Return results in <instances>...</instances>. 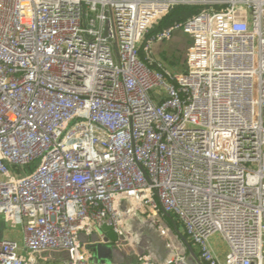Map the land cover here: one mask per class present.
Listing matches in <instances>:
<instances>
[{
  "label": "built area",
  "instance_id": "built-area-1",
  "mask_svg": "<svg viewBox=\"0 0 264 264\" xmlns=\"http://www.w3.org/2000/svg\"><path fill=\"white\" fill-rule=\"evenodd\" d=\"M180 32L175 72L153 46ZM164 212L204 264H264V0H0V264H111Z\"/></svg>",
  "mask_w": 264,
  "mask_h": 264
},
{
  "label": "rangeland",
  "instance_id": "rangeland-1",
  "mask_svg": "<svg viewBox=\"0 0 264 264\" xmlns=\"http://www.w3.org/2000/svg\"><path fill=\"white\" fill-rule=\"evenodd\" d=\"M190 45H191V36L182 32L176 33L169 40L155 43L153 46V55L155 58L162 61L171 70L175 72H182L185 70L186 54ZM38 163L39 162H36L32 164L30 167H26L25 168L26 173H29L31 170H34L35 166H37ZM140 218L145 222L149 223V225L153 226L155 229H157V231H162L163 240L166 241L168 244H170L172 247H174L175 245L176 247L180 248L183 252L185 251V247L183 246L181 239L178 237L177 233L175 232L174 226L171 223H169L167 220H165L162 214L157 215L155 219H149V217L146 215L141 216ZM178 230L181 233H184L182 227H180ZM109 236L110 238L112 237L117 238V236L113 235L112 233H110ZM4 237L12 238L18 241L21 246H23L21 228L19 226L11 225L7 221H5V218L3 216H0V238H4ZM126 241L130 244L128 245L129 246L128 253H130L131 255H135L139 250L136 245L138 241L137 235L130 232V238ZM119 243L120 240H118L117 247ZM210 243L214 251L219 255L222 256L227 252V246L221 235L219 234L213 235L210 239ZM23 254H25L24 250H23ZM123 261H124V254L117 251L115 257L111 256L110 263L113 264L114 262L116 264L117 263L120 264L123 263Z\"/></svg>",
  "mask_w": 264,
  "mask_h": 264
},
{
  "label": "water",
  "instance_id": "water-1",
  "mask_svg": "<svg viewBox=\"0 0 264 264\" xmlns=\"http://www.w3.org/2000/svg\"><path fill=\"white\" fill-rule=\"evenodd\" d=\"M164 215L168 218L171 217L170 214L165 212ZM128 224L130 232L137 235L138 241L136 245L142 254L152 256L159 264H166L172 260L174 251L171 245L163 240L162 231H157V229L137 215H134L132 219L129 220ZM174 229L193 260L197 264H203L186 236L181 233L176 226H174ZM97 249L99 251V259L103 262L110 263L113 252L112 248L110 246H98Z\"/></svg>",
  "mask_w": 264,
  "mask_h": 264
},
{
  "label": "trees",
  "instance_id": "trees-1",
  "mask_svg": "<svg viewBox=\"0 0 264 264\" xmlns=\"http://www.w3.org/2000/svg\"><path fill=\"white\" fill-rule=\"evenodd\" d=\"M199 10H200V8L190 7V6H179V7H177L175 10H173L171 13H169L165 18H163L158 23V25L154 26L151 29L149 36L157 34V33L161 32L163 29L170 27L174 24L185 22L191 16L196 14ZM163 216H164L165 220H167L173 226H176L178 229L180 227H182L179 220L174 215H171L170 218L166 217L165 215H163ZM183 234L185 235V233H183ZM186 238H187V236H186ZM188 241L191 244V246L193 247L196 254L199 256V252H198L197 248L193 245L192 241H190L189 239H188ZM116 243H117V238L112 237L111 243H110L111 246H114Z\"/></svg>",
  "mask_w": 264,
  "mask_h": 264
},
{
  "label": "crops",
  "instance_id": "crops-1",
  "mask_svg": "<svg viewBox=\"0 0 264 264\" xmlns=\"http://www.w3.org/2000/svg\"><path fill=\"white\" fill-rule=\"evenodd\" d=\"M124 245V249H119V250H117V251H119V252H121L122 254H124V261H123V263H120V264H133V263H135L137 260H135V258L133 257V255H131L130 253H128L129 252V246L128 245H125V244H123ZM183 246L185 247V245L183 244ZM174 248H176V246L174 245ZM116 251V252H117ZM116 252L114 251L113 252V256L115 257L116 256ZM188 253V254H187ZM115 254V255H114ZM217 254V256L223 261V260H225V257H226V254H227V252L224 254V255H219L218 253H216ZM185 255L187 256V259H188V263L189 264H197L194 260H193V258L191 257V255L189 254V252H188V250L186 249V247H185ZM201 260V259H200ZM203 263V262H202ZM204 264V263H203Z\"/></svg>",
  "mask_w": 264,
  "mask_h": 264
}]
</instances>
